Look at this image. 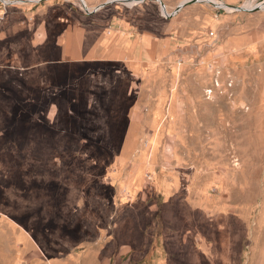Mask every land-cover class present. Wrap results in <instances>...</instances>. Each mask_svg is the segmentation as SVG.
I'll return each instance as SVG.
<instances>
[{"label": "rangeland", "instance_id": "374dc122", "mask_svg": "<svg viewBox=\"0 0 264 264\" xmlns=\"http://www.w3.org/2000/svg\"><path fill=\"white\" fill-rule=\"evenodd\" d=\"M14 1L0 0V264H264V9L207 4L196 46L142 67L57 42L92 13L82 0Z\"/></svg>", "mask_w": 264, "mask_h": 264}, {"label": "crops", "instance_id": "0c3cea01", "mask_svg": "<svg viewBox=\"0 0 264 264\" xmlns=\"http://www.w3.org/2000/svg\"><path fill=\"white\" fill-rule=\"evenodd\" d=\"M185 1L83 0L93 12L81 15L80 20L68 28V35L56 39L62 45L69 40L68 46L75 43L81 46V62L84 63L107 60L148 67L156 64L166 52L178 54L186 47L196 46L197 36L216 20L206 6L210 3L181 6ZM70 33L71 38L67 37Z\"/></svg>", "mask_w": 264, "mask_h": 264}, {"label": "built area", "instance_id": "2783aa9c", "mask_svg": "<svg viewBox=\"0 0 264 264\" xmlns=\"http://www.w3.org/2000/svg\"><path fill=\"white\" fill-rule=\"evenodd\" d=\"M253 2H255V4L252 6V7H255L257 5H260L259 3L261 1H257V0H254ZM232 11H239L238 9L236 8H231ZM164 16L167 17V14H165L164 10H162ZM210 35L211 36H214V33L213 32H210ZM177 64L178 65H183L184 64V60L182 59L181 56H179L178 60H177ZM218 76L217 78L215 79V82H213L212 86L207 88L206 90H220L221 87H222V84H224L222 78L220 77V72H217ZM226 86L230 87L232 85V82L227 78L226 80Z\"/></svg>", "mask_w": 264, "mask_h": 264}, {"label": "water", "instance_id": "95a60500", "mask_svg": "<svg viewBox=\"0 0 264 264\" xmlns=\"http://www.w3.org/2000/svg\"><path fill=\"white\" fill-rule=\"evenodd\" d=\"M4 1V0H3ZM123 1H125V0H123ZM263 1V0H262ZM261 1V2H262ZM5 2V1H4ZM82 2H83V0H82ZM195 2H208V3H210V4H212L213 6H216V7H222V6H220L219 4H217L216 2H214V1H212V0H187V1H185V2H183L182 4H181V6L182 5H184V4H188V3H195ZM9 3H15V1H10ZM84 3V2H83ZM83 7L85 8V11H87V12H89V13H91V12H93V10L91 11V10H89V8L85 5V3H84V5H83ZM231 8H236V9H238L239 11H249V12H253V11H258L259 9H261V7H260V5H257V6H255V7H250V8H246V7H244L243 5H241V6H231ZM97 9H95L94 11H96ZM162 10H164V8L162 7ZM165 11V10H164Z\"/></svg>", "mask_w": 264, "mask_h": 264}, {"label": "bare ground", "instance_id": "6f19581e", "mask_svg": "<svg viewBox=\"0 0 264 264\" xmlns=\"http://www.w3.org/2000/svg\"><path fill=\"white\" fill-rule=\"evenodd\" d=\"M212 1H214V2H216L217 4H219L220 6H222V7H226V8H228V5H225L224 3H222V2H220V1H216V0H212ZM254 0H249L247 3H245V4H243V6L244 7H246V8H250V7H252L254 4H250V3H252ZM7 2H9V1H6V3ZM83 3V2H82ZM260 4V7H261V9H264V0L262 1V2H260L259 3ZM83 5H84V3H83Z\"/></svg>", "mask_w": 264, "mask_h": 264}]
</instances>
